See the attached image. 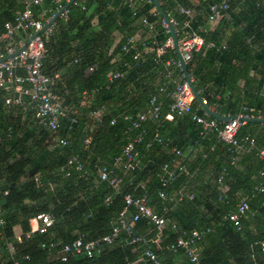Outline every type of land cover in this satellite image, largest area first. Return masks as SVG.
I'll list each match as a JSON object with an SVG mask.
<instances>
[{
	"label": "trees",
	"instance_id": "16d2710c",
	"mask_svg": "<svg viewBox=\"0 0 264 264\" xmlns=\"http://www.w3.org/2000/svg\"><path fill=\"white\" fill-rule=\"evenodd\" d=\"M23 1L0 0V35L5 23L23 10ZM126 1L83 0L84 10L79 5H70L66 17H59L48 35L42 37L43 72L60 75L56 93L64 106L77 109L76 114L61 121L55 135L36 124L26 101L22 105H7L6 99L13 94L0 90V209L4 220L0 227V264H130L140 257L143 246L129 244L131 237L125 233L91 258L79 255L65 262L58 258L59 249L49 252L42 245H64L79 237L94 241L106 236L125 205V197L143 195L148 197L153 212L170 222L161 232L157 245L160 250L150 244L160 264H191L182 250L175 253L169 250L179 235L171 225L185 232L208 230L197 243L200 264H264L260 247L264 242V206H261L264 197L254 194L258 180L252 178L259 170H264V162L254 155H246L231 165L226 147L216 143L215 134L211 135L206 154L200 155L189 167V175L193 176H177L166 190L169 195H175L185 188L194 196L193 200L187 196L180 202L175 198L174 201L159 198L161 166L169 162L171 156L168 148L158 145L149 150L141 148L138 170L127 174L117 171L121 182L116 192L106 182L98 180L94 165L97 160L108 163L121 154L127 143L124 132L128 127L123 117H134L146 109L149 98L155 94V74L162 71L153 63L154 53H148L139 65L124 71L121 79H107L110 73L122 72L123 62L130 61L124 57L119 63L112 62L125 39L114 46L115 34H125L142 16L150 21H161L156 11L155 16L150 13L154 9L151 2L137 9L128 7ZM157 1L170 19L178 23L184 20L182 15L172 16L175 3ZM175 1L188 8V0ZM199 2L207 12L212 1ZM42 5L50 10L45 22L51 19L59 5L53 0H44ZM42 5L35 7V16L42 12ZM197 27L198 24L193 26ZM202 36L206 43L224 47L216 51L204 46L186 63L187 72L206 105L227 116H237L241 103L248 108L264 110V0L231 3L217 27ZM169 37L170 33L165 34L161 28L158 40ZM110 50L112 54L108 55ZM169 57L176 59L173 49L168 50L163 59ZM241 81L243 86L239 87ZM84 93L90 96V103L80 107ZM162 108L164 114L167 102ZM193 108H197L195 101ZM99 110H103V115L97 122L91 114ZM198 110L202 114V110ZM112 119H115L114 125H110ZM178 124L194 134L192 147L207 143L201 137L202 128L195 130L198 125L189 117L181 118ZM257 129L264 131V125L245 124L240 134L246 130L255 133ZM161 134L164 135L162 129ZM55 137L66 139L68 145H54L52 139ZM170 137L173 141L177 139L174 135ZM87 138L90 143L85 148L83 141ZM260 138L263 140L258 146L263 147L264 138ZM175 141L174 145L182 151L183 146ZM210 147H214L212 153ZM218 153L223 155L222 163L213 166L210 178L201 185V174H196V169H203ZM75 156L85 164L89 171L87 176H81L74 167L66 169L68 161ZM181 162L186 165L184 157ZM222 170H225L223 184L228 191L225 201L221 202L217 179ZM107 197L110 202L106 204ZM241 199H248L250 211L247 218L241 220V230L237 231L224 217ZM42 213L51 216L53 225L43 235L31 234L30 220ZM15 227L20 228V240L14 234ZM134 231L135 235L149 240H154L157 234L145 219L136 224Z\"/></svg>",
	"mask_w": 264,
	"mask_h": 264
},
{
	"label": "built area",
	"instance_id": "2783aa9c",
	"mask_svg": "<svg viewBox=\"0 0 264 264\" xmlns=\"http://www.w3.org/2000/svg\"><path fill=\"white\" fill-rule=\"evenodd\" d=\"M43 1L24 0L23 10L17 12L12 21L5 23L4 31L0 35V60L12 55L23 47L24 43L34 33L41 31L47 20L43 22L40 16H35V7L41 6ZM62 1L68 3L72 0ZM142 1L145 3L151 2L150 0ZM166 1L175 3L176 11L184 16V20L181 23H178L175 19L170 20L175 29L179 50L185 64L191 61L192 55L204 46L209 49H216V51L224 48L215 45L213 42L206 43L205 38L199 34L202 29L200 27L193 28L194 15L192 10L179 6L175 0ZM209 1H212L207 9L209 19L213 23H219L231 3L244 0ZM126 2L128 7L134 8V0H127ZM71 5H79L82 10L85 9L83 0H73ZM61 7L59 5L57 11ZM66 13L67 10L61 16L66 17ZM135 15L136 12H133V16ZM138 20L142 28L148 33V40L139 41L133 36L125 37L120 52L113 56L112 61H122L124 57H128L130 61L123 62L122 72L110 73L107 75V79L109 81L121 79L124 77V71L130 69L133 65H139L148 53H154L153 63L155 66L161 67L163 79L159 82L156 93L149 98L144 111L139 112L134 117H123V120L128 123V127L124 132L127 136V143L122 148L121 154L109 160L108 163L97 160L94 168L97 171L98 180L106 182L108 187L116 192L121 182V177H119L117 171L127 174L138 170L141 166V148L149 150L155 145L166 147L169 149L171 158L169 162L161 166L162 174L159 176V182L162 190L159 192V198L162 201H171L172 198L166 190L175 181L177 176L186 175L192 177L193 175H189L185 164L181 162L183 152L174 145L173 139L164 137L161 134V129L163 122L173 121L174 119L185 116L201 126L202 138L215 134L216 140L225 145L231 165H235L242 155H254L257 160L264 162V146H258L257 135L250 130H246L243 134H240V129L246 124L240 119H263L264 110L244 106L241 108L235 120L226 123L218 122L204 112L200 114L198 112V105L197 108H193L194 99L183 79L178 61L173 57L163 59L166 52L173 49L171 37L166 38L164 41L158 40L157 25L164 29L165 34L169 33L165 23L162 19L158 22L150 21L145 16L140 17ZM49 29L42 35L33 38L26 48L16 56L0 63V90L12 92L13 94L11 98L6 99L7 105H22L26 101L33 113V119L36 121V124L48 130L52 135H55L60 129L61 121L66 119L70 114H76L77 109L64 106L62 100L57 95L56 83L60 79V75L58 73L47 75L43 72L42 61L44 46L42 37L48 35ZM19 34L23 35L21 40H17L16 38ZM2 45L4 46L3 50H1ZM111 54L112 50L109 51L108 55ZM74 63H76V60ZM91 70L92 68L89 69V71ZM177 75L178 78L176 77ZM164 102H167L168 108L167 112L162 114ZM89 103L90 96L84 93L80 107H87ZM102 115L103 110H99L92 113L91 117L98 122ZM114 124L115 119H112L110 125ZM132 132L135 133L131 135ZM261 136L264 138V131L261 133ZM52 143L60 147H66L68 145L66 139L59 137L53 138ZM89 143V138L83 141L85 148L88 147ZM70 167H74L83 177L89 174V171L85 169V164L77 156L72 157L68 161L66 169L69 170ZM65 175L68 176V172ZM224 176L225 170H222L217 179L220 191L218 200L221 202L225 201V194L228 191V188L223 184ZM257 180L258 183L253 188L254 194L264 197L263 169L257 172ZM181 196L180 194L179 200ZM247 200H239L234 205V209L226 213L224 217L225 220L233 224L237 231L241 230V220L247 218L250 211ZM124 201L125 205L113 223L110 234L94 241H84L83 237H79L71 243L64 245H60L59 243L43 244L42 248L47 249L49 252L59 249L58 258L62 262L79 255H85L87 258H91L101 253L105 245L112 244L121 233H125L131 237L129 244L143 246L140 257L130 264H140L146 261L151 264H160L157 254L150 247V244L158 245L162 230L170 222L163 216L153 212L146 195L136 198L126 196ZM109 202L110 197H107L105 203L107 204ZM261 206H264V201L261 203ZM142 219L149 221L153 229L157 231L154 240H149L143 235H135L134 228ZM29 223L31 234L37 233L43 235L53 225V219L49 214L42 213L33 217ZM3 224L4 220L1 217L0 209V227ZM171 228L175 233H179V235L176 242L170 245L169 250L175 253L180 249L184 252L191 264H200V250L197 243L208 230L185 232L180 231L175 225H171ZM260 247L264 253V242L261 243ZM14 264H17V262Z\"/></svg>",
	"mask_w": 264,
	"mask_h": 264
},
{
	"label": "crops",
	"instance_id": "0c3cea01",
	"mask_svg": "<svg viewBox=\"0 0 264 264\" xmlns=\"http://www.w3.org/2000/svg\"><path fill=\"white\" fill-rule=\"evenodd\" d=\"M134 1H135L134 6L137 9L138 8L143 9L145 7V5H146V3L144 1H142V0H134ZM53 2L55 4L61 5V6H64L65 5V3L62 0H53ZM199 3H200L199 0H188V8L193 11V15H194V25L195 24H198V27H200L202 29L201 33H199L202 36L203 34L209 32V31H213L217 27L218 23H213L209 19L208 12H206V10L202 9L200 7ZM41 9H42V12L40 13L39 16L41 17L42 21H44V19L46 18V15H48V13H50V10L49 9H46L45 7L43 8V5H42ZM153 10L150 11V13L151 12L154 13L155 12V9H153ZM175 15L176 16H181L176 11V8L172 11V16H175ZM138 19H136L131 24L129 30H127V32L125 34H123V35L122 34H119V33L115 34V37H114V46L117 45L127 35L133 36V37H135L139 41H143V40L144 41H147L148 40V36L149 35L142 28V26L140 25ZM157 30H158V34H159L161 32V28L159 27V25H157ZM16 38H17V40H21L23 38V35L22 34H19V35H17ZM3 49H4V46L2 45L1 46V50H3ZM112 62L113 63H116L115 61H112ZM117 63H119V61ZM176 77L178 78V75ZM162 79H163L162 72L160 74L159 73L155 74V83L153 85L155 87V93H156L157 86H158L159 82ZM238 86L239 87H242L243 86L242 81L239 82ZM133 96H135V95H133ZM242 107H244V103H241L239 105L238 110L240 111ZM163 112L164 111L162 109V113ZM180 120H181V118L174 119L173 121H165V122H163V124H162V130H163V133H164L163 136L164 137H170V135H174V138H177L176 141H175V139H174V141L176 143H178V145L183 146L182 152H183V157L185 158V161H186V165L185 166H186L187 170L189 171L188 167H190L191 165H193L195 163V161L199 158L200 155H203L204 156L206 154L205 152L207 150L208 144L210 143L209 141H211V135L212 134L208 136V137H210L209 140H208V137L204 138V140H208L209 143L207 142V143L196 144L195 147H192L191 143H192V140L194 139V136H193L194 134L193 133L192 134L189 133L188 132L189 129L188 130H185L183 127L178 126L179 125L178 122ZM200 129H201V126L198 125L195 130L198 131ZM257 130H255V132ZM216 143L221 144L225 148V145H223L222 143H220L218 141ZM213 149H214V147H210V150H209L210 153L213 152ZM244 157H247V156L246 155L240 156L237 162H239V160L241 161V159H243ZM222 159H223V155L221 153H218V155L214 159L210 160L209 163H207L205 169L203 168L200 171L196 169V171H195L196 174H201V178H200V184L201 185H204L208 181V179L210 178V176H211V172L212 171L211 170L208 171L207 170V169H209L208 167H210V166L213 167L215 164L222 163ZM252 178L253 179L254 178H257V174H255ZM198 184H199V182H198ZM193 187H191V190H193ZM180 194L182 195L181 198L183 196H187L190 200H193V197L194 196H192L191 194H189L188 192H186L185 191V188H184V189H181L178 193L175 194L174 198L177 199L176 202L177 201L180 202L179 197H178V195H180ZM170 197H171V195H170ZM171 201H174V199H172ZM14 234H15L16 238L18 240H20L21 231H20V228L19 227H15L14 228ZM176 259H178V258H176Z\"/></svg>",
	"mask_w": 264,
	"mask_h": 264
},
{
	"label": "water",
	"instance_id": "95a60500",
	"mask_svg": "<svg viewBox=\"0 0 264 264\" xmlns=\"http://www.w3.org/2000/svg\"><path fill=\"white\" fill-rule=\"evenodd\" d=\"M151 3L154 6L155 11L157 12V14L161 17L162 21L165 23L167 29L169 30L170 33V37L172 40V48L174 51V54L176 56V60L178 61L180 68H181V73L183 76V79L185 81V83L187 84L188 88L191 91V94L193 96L194 101L197 103V105L199 106V108L206 113L208 116H210L212 119L218 121V122H222V123H226L229 121H233L237 118V116H227V115H220L215 113L214 111L211 110V108H209L205 101L201 98V96L199 95V93L197 92L193 81L190 77V75L187 72V66L185 64V62L183 61L181 52L179 50V45H178V39H177V35L175 32V29L172 25V22L169 18V16L165 13V11L162 9L161 4L157 1V0H150ZM73 0L65 3L64 6H62L52 17L51 19H49L43 26V28L41 29V31L36 32L32 35V37H30L23 45V47H21L20 49H18L16 52H14L12 55H9L7 57H5L4 59L0 60V63L3 61H6L10 58H13L14 56H16L18 53H20L22 50H24L26 48V46L29 44V42L35 38L36 36L42 35L44 32H46L56 21L59 17H61V15L68 9V7L72 4ZM241 121L245 122L246 124H261L264 125V118L263 119H255V118H249V119H240Z\"/></svg>",
	"mask_w": 264,
	"mask_h": 264
},
{
	"label": "rangeland",
	"instance_id": "374dc122",
	"mask_svg": "<svg viewBox=\"0 0 264 264\" xmlns=\"http://www.w3.org/2000/svg\"><path fill=\"white\" fill-rule=\"evenodd\" d=\"M262 131H263V130L258 129V130L255 132L256 135H257V138H258V142H261V141L263 140V139L261 140V138H260ZM209 139H210V137H208V140H209ZM208 140H206L205 142H208ZM239 161H240V160H239ZM205 168H206V166L204 167V169H205ZM208 168H209V169H207L208 171H210V170L212 171V169H213V167H211V166L208 167ZM188 169H189V167H188ZM174 196H175V195L172 194V195H171V198L174 199ZM155 245H156V244H155ZM155 248H156L157 250H160V249L158 248L157 245H156Z\"/></svg>",
	"mask_w": 264,
	"mask_h": 264
}]
</instances>
